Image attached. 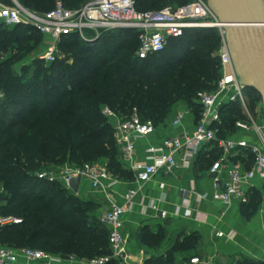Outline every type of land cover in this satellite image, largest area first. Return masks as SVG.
Instances as JSON below:
<instances>
[{
	"label": "trees",
	"instance_id": "obj_1",
	"mask_svg": "<svg viewBox=\"0 0 264 264\" xmlns=\"http://www.w3.org/2000/svg\"><path fill=\"white\" fill-rule=\"evenodd\" d=\"M19 1L29 10L38 12L41 8L36 0ZM60 1L68 9H79L87 3ZM133 1L139 12H158L169 0ZM179 5L184 6L182 2ZM3 27L0 25V94L4 97L0 104V187L10 197H22L15 200L11 209L0 211L3 216L21 220L19 225L0 228V245L41 250L64 259L75 257L88 261L107 256L108 232L95 216L97 205L80 202L72 194L74 198L68 197L59 208H53L52 200L63 198L68 191L58 183L37 179L34 173L43 164L64 160L76 167L106 160V169L112 176L133 180L118 161L114 131L102 109L122 116L136 109L143 121L149 120L156 127L165 121L176 102L181 101L197 117L199 108L194 103L197 93L213 91L220 77V61L215 56L220 37L214 29L184 30L181 37L169 40L163 52L142 60L136 55L139 42L134 30L103 33L94 51L77 35L64 37L61 41L65 44L83 43L82 48H74L76 54L71 67L75 72L76 66L86 65L77 71L82 77L78 81L75 74L67 76L62 65L55 62L44 69L43 77L38 72L30 77L24 73L17 76L12 71L14 60L5 58L9 43L20 49L29 42L39 44L41 35L24 26L7 35ZM191 58L192 66L184 67ZM168 66L173 68L172 73L166 72ZM221 119L219 133L225 137L234 134L235 122L244 118L238 104H228L221 110ZM241 154L237 161L249 168L253 156L249 151ZM27 189H37L38 193L34 197L22 194ZM47 191L55 195L51 200L44 196ZM258 203L259 194L253 192L248 203L241 205L242 216L250 219ZM180 236L182 240L165 256L151 258L144 264H184L176 262L175 253L194 250L198 237ZM157 238L148 228L138 234L139 242L144 245H153ZM236 264L264 263L241 259Z\"/></svg>",
	"mask_w": 264,
	"mask_h": 264
},
{
	"label": "built area",
	"instance_id": "obj_2",
	"mask_svg": "<svg viewBox=\"0 0 264 264\" xmlns=\"http://www.w3.org/2000/svg\"><path fill=\"white\" fill-rule=\"evenodd\" d=\"M0 25L7 28L18 26L29 27L53 42L64 37L77 35L84 42H94L105 32L115 30H134L138 34L139 49L136 53L139 59H145L152 54L163 52L170 39L181 37L184 30L214 29L220 37V47L215 56L220 61V77L215 83V89L210 92H198L194 103L198 106V116L192 131L183 132L163 139L157 148L150 149L151 162H137L134 158L135 140L147 138L155 133V125L143 121L136 109L127 116L118 115L107 109L102 114L110 121L116 146L118 161L121 167L130 173L134 182L146 184L159 173L170 174L179 166L187 167L191 161L198 158L205 148L214 147L218 150L217 159L207 169L210 176L216 177L226 172V180L221 187H216L211 195L212 201L220 204H231L236 201L240 205L248 203L250 184L256 176L264 177V124L255 121L248 104V96L240 85L234 72L229 50L225 41V26L208 9L204 0H193L187 5L167 8L158 12H139L135 9L133 0H93L79 9H68L58 0L52 9L37 12L24 8L17 0H0ZM55 47H50L39 57L48 64L55 61ZM228 104H238L244 119L235 122V130L253 136L256 144L244 140H235L231 136L220 137L222 127L221 110ZM184 114L178 112L171 122L178 127ZM243 151H249L253 163L249 168L241 162H232V158ZM81 177L90 182L93 190L106 193L117 183L118 178L112 176L106 165L93 163L81 167L72 166L60 174L38 172L37 179L49 183H58L63 189L73 194L69 189L71 178ZM160 188H164L160 185ZM134 192L125 197V204L119 205L107 196V209L98 221L106 228L109 255L97 257L85 264H108L111 261L124 263L125 238L123 234L122 217L132 204ZM150 209L157 210L152 203ZM161 218L167 214L157 210ZM189 212H185L188 217ZM21 220L13 216L0 214V228L19 225ZM221 236V234H218ZM19 255L28 262L51 264L57 260L55 256L41 250L23 248L15 249L0 245V264H18ZM205 264L195 256L188 263Z\"/></svg>",
	"mask_w": 264,
	"mask_h": 264
},
{
	"label": "crops",
	"instance_id": "obj_3",
	"mask_svg": "<svg viewBox=\"0 0 264 264\" xmlns=\"http://www.w3.org/2000/svg\"><path fill=\"white\" fill-rule=\"evenodd\" d=\"M178 112L183 113L184 117L178 127H173L171 122ZM194 125L195 115L187 105L184 102L176 104L170 109L165 121L156 126L153 135L135 140V160L151 162V156L156 154L149 153L150 149L157 148L167 137L192 131ZM229 136L249 144L257 143L253 136L241 132ZM218 153L214 147L205 148L187 167L179 166L170 174L159 173L146 184L118 179V183L106 193L110 200L119 205L125 204L124 197L128 193L135 194L130 208L122 217L125 238L123 264H144L151 258L165 256L175 246L174 241L178 234L196 235L198 245L192 251L175 253L177 263H188L195 256L201 258L205 264H236L241 259L264 263V177L256 176L250 184L249 196L253 192L259 194V203L251 218L246 219L241 214V205L238 202L224 205L212 201L211 195L215 188L221 187L227 177L226 172L222 171L214 181L215 177L207 173V169L217 159ZM241 155L240 153L233 157L232 162H236ZM101 164L106 165V160H102ZM160 185L164 188L161 189ZM75 196L97 205L95 213L97 219L107 209L105 193L93 190L88 180H81L79 192ZM152 203L156 205L157 210L164 211L167 216L161 218L157 210L150 209ZM185 212H189L190 215L186 217ZM143 228H148L161 240L165 236L158 250L153 248L154 245L139 242L138 234ZM55 257L57 260L51 264L86 262L75 257L67 259ZM25 263L24 257L19 255L18 264ZM113 264L119 263L114 260Z\"/></svg>",
	"mask_w": 264,
	"mask_h": 264
},
{
	"label": "rangeland",
	"instance_id": "obj_4",
	"mask_svg": "<svg viewBox=\"0 0 264 264\" xmlns=\"http://www.w3.org/2000/svg\"><path fill=\"white\" fill-rule=\"evenodd\" d=\"M19 1V0H18ZM37 3H39V6H41L40 9H38V12H45L48 9H50L52 7V5L58 1V0H36ZM91 0H85L84 3H88ZM193 0H169L168 4H166L165 7H163L162 9L158 10V11H162L164 9L167 8H174L177 7L180 2H182V4H187L189 2H191ZM20 3V1H19ZM83 3V4H84ZM21 4V3H20ZM82 4V5H83ZM82 5H79L82 6ZM180 6V5H179ZM32 8V7H31ZM78 8V7H76ZM7 35H11V33L14 31L15 28H7V27H3L2 28ZM5 33V34H6ZM80 39V38H79ZM81 40V39H80ZM81 42L85 43L83 40H81ZM78 42L74 45H70V44H65L63 41H58V42H53L47 38L41 37L40 38V43L39 44H35L33 42H29L27 45L21 47L20 49H16V45H14L12 42L9 43V48H7V51L5 53V58H12L14 60L13 65H12V71L17 75V76H21L22 73L25 74L26 77H30L33 74H35L36 72L41 73V77L44 76V69L50 67L48 63H46L45 61H42L39 59L40 56H42L43 54H45L47 52V50L50 47H55L56 51H54V56H55V63L62 65L63 67V72L65 74H67V76H69L70 74H75V76L77 77V80L80 81V79L82 78L81 75H79V73L77 71L82 70L84 68H86L85 64H80L78 66L75 67V72H72L73 69H71V67L74 66L73 62H74V56L76 54V51H74V48H82L83 43ZM136 44L138 45L137 41H135ZM6 45H8V42L6 43ZM86 46H89V50L90 51H94L97 50V47L95 48V43L91 42V43H87ZM8 47V46H7ZM171 46H168V49ZM190 61L186 62L184 64V67L186 68H190L191 65V59H189ZM173 68L171 66H168L166 68V72L167 73H172ZM24 82H27V79H24ZM244 94L246 96H248V104H249V108L250 111L252 112L255 121L259 122V124H264V106H262L261 104V100L260 97H257L258 94L256 92H254L253 90H248L246 89L244 91ZM4 97L2 94H0V104L3 102ZM181 103V101L176 102V104ZM175 104V105H176ZM174 105V106H175ZM102 160H99L97 163L101 164ZM73 165H71L69 162H67V160L61 161V162H57V163H53V164H43L40 168V170L36 171L34 173V176L36 177V174L38 172H46L47 174H60L62 172H64L66 170V168L72 167ZM32 176V175H31ZM38 193V190H31V189H27L24 190L22 194L28 195V196H32L34 197L35 194ZM71 193H64V197L60 198L57 197L56 199L54 198L52 200V206L53 208L57 209L61 206V204L64 203V201L68 198H74L73 196H71ZM44 196L46 197V199H50L52 196L54 197L55 195H53V192H45ZM22 197V195H18L16 197H10V195L7 193V191L3 190L0 187V211L3 210H8L11 209L12 207H14L15 205V200L20 199ZM78 198L80 200V202H86L85 200L79 198V197H75ZM51 200V199H50ZM165 240V236H163L162 240L161 238L156 239V242L153 244L156 250H158L162 244V242H164ZM181 240V236H179V234L176 237V240L174 241V244H176V242ZM178 254V253H176Z\"/></svg>",
	"mask_w": 264,
	"mask_h": 264
},
{
	"label": "water",
	"instance_id": "obj_5",
	"mask_svg": "<svg viewBox=\"0 0 264 264\" xmlns=\"http://www.w3.org/2000/svg\"><path fill=\"white\" fill-rule=\"evenodd\" d=\"M204 1L225 26V41L240 85L256 92L264 106V0ZM80 183L79 176L69 180L73 194H78Z\"/></svg>",
	"mask_w": 264,
	"mask_h": 264
}]
</instances>
